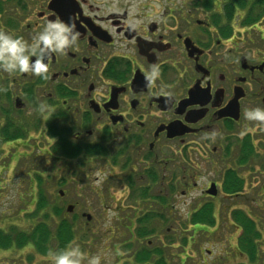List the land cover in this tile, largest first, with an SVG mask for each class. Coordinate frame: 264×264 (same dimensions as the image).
Wrapping results in <instances>:
<instances>
[{
	"label": "flooded vegetation",
	"instance_id": "obj_1",
	"mask_svg": "<svg viewBox=\"0 0 264 264\" xmlns=\"http://www.w3.org/2000/svg\"><path fill=\"white\" fill-rule=\"evenodd\" d=\"M245 13L230 0H0V29L29 43L49 20L78 33L46 77L0 69L3 157L24 160L35 194L56 175V225L116 254L264 264V121L245 116L264 108V52Z\"/></svg>",
	"mask_w": 264,
	"mask_h": 264
},
{
	"label": "rangeland",
	"instance_id": "obj_2",
	"mask_svg": "<svg viewBox=\"0 0 264 264\" xmlns=\"http://www.w3.org/2000/svg\"><path fill=\"white\" fill-rule=\"evenodd\" d=\"M256 25V27L249 28L248 30V34L252 39V48L253 50L264 52V40H261L264 30V19ZM7 150V145L0 143V228L8 231L11 229H23L28 231L32 229L37 219L41 220V218H44V213L43 211H35L37 206V194L31 189L35 184V179H33L31 173L25 175L24 171L21 170L23 169L24 160L20 159L15 166L13 165L14 162L9 165L8 157H3V154H6ZM49 165L48 163L45 164L46 167H49ZM17 170L19 171L17 172ZM44 171L46 172V169ZM44 177L45 178H43L40 183H42V185L44 184L43 186L46 188L45 196L50 204L47 208L49 210V217H47L46 220L52 224V229L54 230V227H56V216L52 208L56 206V193L59 186L56 185V175ZM63 188L68 191V187L65 186ZM30 191L33 193H30ZM77 198L81 199L80 197ZM106 215L107 217H111L112 212L107 211ZM111 228L113 227L103 225L92 227V230H97L106 237ZM74 238V240H81H76L74 244L81 242L80 244H82L84 248H82L84 258L81 264H88V257L90 256L99 257V264H132L131 256L134 254H128L126 249H119L118 254H116L109 245L110 239L109 242L106 239L105 241L100 240L97 242L95 238L89 241L88 238L90 237L87 238L86 236H84L83 239L79 237ZM173 244L174 246L177 245L176 243ZM170 249L172 252L179 250L178 248ZM34 252V248L29 246L22 249H0V264H54L52 256L56 251H50L48 254ZM124 252L125 254H123ZM189 255L190 257H187L185 254H169V258L166 257L170 264H180L185 258H187L188 264H200V254ZM214 255L215 254H211L209 257L207 256V264H213L212 260ZM149 262L150 264L153 263L152 257Z\"/></svg>",
	"mask_w": 264,
	"mask_h": 264
},
{
	"label": "clouds",
	"instance_id": "obj_3",
	"mask_svg": "<svg viewBox=\"0 0 264 264\" xmlns=\"http://www.w3.org/2000/svg\"><path fill=\"white\" fill-rule=\"evenodd\" d=\"M77 38L74 26L59 19L46 21L30 43L0 29V69L8 73L31 72L46 77L49 67L47 56L53 52H65ZM245 116L249 120L264 121V108H250ZM83 258L84 253L78 246L66 247L52 256L54 264H81ZM88 264H99V257H88Z\"/></svg>",
	"mask_w": 264,
	"mask_h": 264
},
{
	"label": "trees",
	"instance_id": "obj_4",
	"mask_svg": "<svg viewBox=\"0 0 264 264\" xmlns=\"http://www.w3.org/2000/svg\"><path fill=\"white\" fill-rule=\"evenodd\" d=\"M230 1L233 2L237 8H245L246 13L241 20L242 24L252 25L264 18V0ZM37 179L39 183L42 180L41 178ZM49 206L50 204L45 194L38 193L35 211H43L44 218H41V220L37 219L35 225H33L32 229L28 231L23 229H11L8 231L0 228V249H22L27 245H31V248H34L35 253L48 254L50 251H61L68 247L70 242H74V237L77 236L72 233L71 227L63 221L58 223L56 227H54V230L52 229V224L46 220L47 217H49V210L47 209ZM52 211L55 216L60 214L57 206L53 207ZM79 238L82 237L79 236ZM76 246L80 248L79 245ZM131 257L132 264H150L149 261L151 257L153 258L152 264H168L165 254H148L147 249H144Z\"/></svg>",
	"mask_w": 264,
	"mask_h": 264
},
{
	"label": "water",
	"instance_id": "obj_5",
	"mask_svg": "<svg viewBox=\"0 0 264 264\" xmlns=\"http://www.w3.org/2000/svg\"><path fill=\"white\" fill-rule=\"evenodd\" d=\"M70 209V207H68V210Z\"/></svg>",
	"mask_w": 264,
	"mask_h": 264
}]
</instances>
